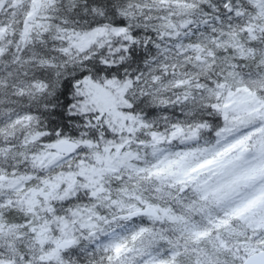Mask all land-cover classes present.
<instances>
[{"label": "snow or ice", "instance_id": "obj_1", "mask_svg": "<svg viewBox=\"0 0 264 264\" xmlns=\"http://www.w3.org/2000/svg\"><path fill=\"white\" fill-rule=\"evenodd\" d=\"M0 264H264V0H0Z\"/></svg>", "mask_w": 264, "mask_h": 264}]
</instances>
